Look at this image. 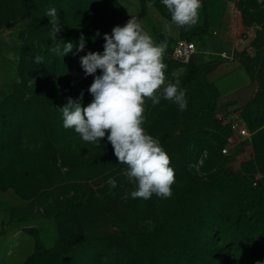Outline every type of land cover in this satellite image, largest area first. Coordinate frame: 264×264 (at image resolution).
<instances>
[{
	"label": "rangeland",
	"instance_id": "374dc122",
	"mask_svg": "<svg viewBox=\"0 0 264 264\" xmlns=\"http://www.w3.org/2000/svg\"><path fill=\"white\" fill-rule=\"evenodd\" d=\"M207 2L201 0L199 12L205 13L206 19L205 27L200 28L175 25L162 0H94L87 11L92 24L74 34H83L91 52L95 47L103 52L104 34L110 35L114 27L136 17L155 43L167 42L165 86L179 80L192 62L200 67L197 92L215 103L213 112L181 111L176 103L163 98V89L158 93L159 104L153 105L150 99L144 104L143 127L167 152L175 172L171 197L153 194L148 200L134 199L130 193L136 184L129 182L118 196L102 200L98 194L110 187L108 180L116 181L127 166L118 163L108 133L97 145L83 141L74 129L64 128L59 109L68 101L54 100L31 118L27 134L12 138L6 157L0 151V184H4L0 208L10 209L12 218L32 216L26 225H14L16 244L0 264H25L36 250L48 257L59 247L57 212L91 193L94 196L89 203L65 216V223L76 236V245L65 256L72 264H89L92 256L102 258L99 264H264V125L253 127L242 112L235 117L219 99L220 93L209 77L218 61L238 56L254 73L260 90L264 84V0H239L235 4L240 23L229 41H221L216 29L210 28L212 12ZM97 3L100 8L96 9ZM30 24L22 0H0V102L14 92L18 96L23 91L37 94L41 99L45 92L48 94L51 82L38 81L35 65L32 71L27 70L26 77L22 74L23 54L31 66L34 54L47 52L44 43L49 45L37 42ZM180 38L193 40L197 53L205 49L220 53L204 64L193 60L195 55L199 58L195 53L184 63L173 57ZM81 57L74 68H82ZM84 78L85 82H73L70 88L67 79L62 80L66 83L58 92L87 106L93 100L88 89L94 76ZM60 96L57 98L61 100ZM54 105L57 109L51 115ZM222 114L229 120L243 118L251 132L228 152L223 148L232 130ZM116 218L139 232L141 240L148 243L149 257L137 254L125 242Z\"/></svg>",
	"mask_w": 264,
	"mask_h": 264
},
{
	"label": "clouds",
	"instance_id": "9594fccd",
	"mask_svg": "<svg viewBox=\"0 0 264 264\" xmlns=\"http://www.w3.org/2000/svg\"><path fill=\"white\" fill-rule=\"evenodd\" d=\"M162 3L178 27H192L198 23L201 0H162ZM45 15L50 18V34L57 41V33L62 30L58 11L50 8ZM96 35L99 36V32ZM103 38L102 54L89 52L81 57L85 75L94 76L88 89L93 100L82 106L80 100L69 98L68 103L59 109L63 126L74 129L83 141L97 145L108 133L107 140L118 163L127 166L125 176L136 184V190L130 193L132 198L148 200L153 194L169 198L175 172L167 152L143 127L144 104L146 99H150L153 105L159 104L161 96L158 93L163 89V98L176 103L179 110L184 111L187 109V90L179 87V80L165 86L166 64L163 58L167 42L155 43L136 17H131L122 27H114L112 33L104 34ZM73 47L72 42L57 41L50 51L64 57L72 52ZM84 48L85 37L82 34L77 51ZM43 59L37 55L35 62L42 63ZM98 69L101 75H95ZM108 184L110 188L117 186L111 178Z\"/></svg>",
	"mask_w": 264,
	"mask_h": 264
},
{
	"label": "trees",
	"instance_id": "16d2710c",
	"mask_svg": "<svg viewBox=\"0 0 264 264\" xmlns=\"http://www.w3.org/2000/svg\"><path fill=\"white\" fill-rule=\"evenodd\" d=\"M24 9L29 11L31 17V24L29 27L30 32L36 35V40L40 44L48 42L49 45L44 43L47 47V52L34 54L32 59L34 62L31 66L28 65V58H25V53L22 58V74L24 77L27 76L28 71H32L33 65L36 66V75L38 81L42 82L43 79L51 82L48 89V94L45 92L43 99L37 94L29 95L24 92L18 96L15 92L12 95H6L5 99L0 102V151L6 157L7 146L12 142V138L16 135L24 136L27 134V128H30L31 118L40 115L44 110L47 109V105L53 103L54 100L60 101V103H66L68 100L65 98L66 93H59L58 90L63 88L67 82V86L73 87L72 83L85 82V72L83 68H74L79 61L80 56H85L92 51L91 46L85 43V48L82 51H77L79 46V40L81 36L74 37L76 32H80V28L92 24L88 21L89 15L87 14L89 7L94 4V0H22ZM56 8L59 15V24L62 26V30L57 33L56 39L58 42L63 43L72 42L74 47L72 52L67 55L58 56L54 54L50 49L55 47L57 41L52 37L50 18L45 14L48 9ZM100 8V3H97L96 9ZM95 9V10H96ZM205 27V24L200 28ZM37 32L39 34H37ZM41 32H44L41 33ZM45 34L47 35V41L44 40ZM37 36L39 38L37 39ZM63 46H61L62 49ZM95 52L103 53L102 49L95 47ZM37 55L43 56V62L37 64L35 57ZM30 67V68H28ZM101 70H97L96 74H100ZM200 67L193 62L189 66L188 70L179 79V87L186 89V101L187 109L185 111H192L196 113L200 112H213L215 109V103L207 97H202L197 92V85L199 81ZM62 77V78H61ZM61 78V79H60ZM67 79L66 82L61 81ZM18 85V84H15ZM24 85L27 87L28 84L24 81ZM68 90V89H66ZM59 95L61 100L57 98ZM59 103V102H58ZM57 105L51 107L53 114L56 112ZM51 114V115H52ZM242 116L245 120L253 127H259L264 125V84L260 86V90L254 98H252L248 104H246L242 110ZM50 120L54 121V118ZM54 124H52V127ZM2 172L4 167L1 166ZM117 186L115 188H107L98 194L102 200L109 201L120 194L125 185L130 181L127 179L125 174H122L116 179ZM6 184V183H5ZM8 185V184H6ZM17 186V185H16ZM4 187V184H0V188ZM94 193L86 195L78 200L72 201L65 204L57 212L56 219L59 226V247L51 251L48 257H43L38 250H36L25 262V264H37L39 262L44 264H72L68 262V258L65 256L70 253L74 245H76V236L72 233L65 223V216L68 213L76 212V210L82 205L89 203ZM32 216L30 214L13 218V220L22 221L29 220ZM116 224L123 233L125 242H127L131 248L136 251L137 254L149 257V246L147 242L141 240V235L135 229H133L127 222L120 218H116ZM96 255L98 252H94ZM94 257V258H92ZM89 264H99L98 256H92ZM43 259L44 262H43ZM40 264V263H39Z\"/></svg>",
	"mask_w": 264,
	"mask_h": 264
},
{
	"label": "crops",
	"instance_id": "0c3cea01",
	"mask_svg": "<svg viewBox=\"0 0 264 264\" xmlns=\"http://www.w3.org/2000/svg\"><path fill=\"white\" fill-rule=\"evenodd\" d=\"M239 0H208L209 11L212 12L210 28L216 29L221 41H229L239 27L240 18L236 14L235 4ZM205 13L199 12V21L196 26L205 24ZM197 53V52H196ZM220 52L215 49H205L193 58L199 64L208 63L212 60V55ZM209 77L214 82L220 93V98L224 101L235 117L241 115L246 104L254 98L259 90L257 79L248 68L240 62V57L229 56L221 59L209 71ZM27 220H13L10 209L0 208V261L15 246L14 225H26ZM23 233V232H22Z\"/></svg>",
	"mask_w": 264,
	"mask_h": 264
},
{
	"label": "built area",
	"instance_id": "2783aa9c",
	"mask_svg": "<svg viewBox=\"0 0 264 264\" xmlns=\"http://www.w3.org/2000/svg\"><path fill=\"white\" fill-rule=\"evenodd\" d=\"M196 52L197 47L193 40L188 38H180L175 44L173 57L179 61L188 63ZM220 117L223 118L225 123L229 124L232 130V134L228 136V142L223 148L224 152H228L229 148L238 145L242 138L250 137L251 132L243 118L238 117V119L235 118L229 120L224 117V114L220 115ZM255 183H257V181H255Z\"/></svg>",
	"mask_w": 264,
	"mask_h": 264
}]
</instances>
